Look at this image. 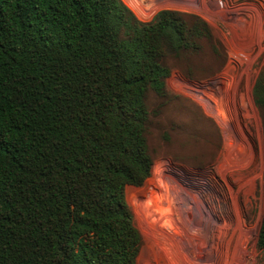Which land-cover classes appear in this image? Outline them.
<instances>
[{
	"label": "trees",
	"instance_id": "16d2710c",
	"mask_svg": "<svg viewBox=\"0 0 264 264\" xmlns=\"http://www.w3.org/2000/svg\"><path fill=\"white\" fill-rule=\"evenodd\" d=\"M211 36L122 0H0V264H136L125 189L151 174L147 95L166 96L167 56ZM251 94L264 122L263 70Z\"/></svg>",
	"mask_w": 264,
	"mask_h": 264
},
{
	"label": "rangeland",
	"instance_id": "374dc122",
	"mask_svg": "<svg viewBox=\"0 0 264 264\" xmlns=\"http://www.w3.org/2000/svg\"><path fill=\"white\" fill-rule=\"evenodd\" d=\"M142 21L202 18L200 49L167 56L166 96L147 95L150 176L125 196L142 237L136 264H264V0H122Z\"/></svg>",
	"mask_w": 264,
	"mask_h": 264
}]
</instances>
